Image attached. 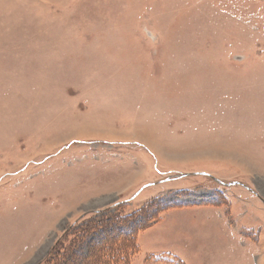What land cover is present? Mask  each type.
<instances>
[{
    "label": "rangeland",
    "instance_id": "obj_1",
    "mask_svg": "<svg viewBox=\"0 0 264 264\" xmlns=\"http://www.w3.org/2000/svg\"><path fill=\"white\" fill-rule=\"evenodd\" d=\"M154 199L122 264H264V0H0V264Z\"/></svg>",
    "mask_w": 264,
    "mask_h": 264
},
{
    "label": "trees",
    "instance_id": "obj_2",
    "mask_svg": "<svg viewBox=\"0 0 264 264\" xmlns=\"http://www.w3.org/2000/svg\"><path fill=\"white\" fill-rule=\"evenodd\" d=\"M158 203H160V202H158L157 199H154V200L150 201L142 209H140V210H138L132 214L122 215L121 213L118 212L117 215H113V216L111 215L109 218H106L107 219L106 222L112 221L115 223V231L108 235L110 238L111 237L113 238L116 235V232H118V231L119 232L120 231H127L126 228H123L121 222H119L120 220L125 221V222L131 221V223H134V221H135V226L134 225L130 226V227H132L130 235H126L127 237L125 236L126 238H130L132 240V244H125L123 242H120V240L116 243V241L114 240L116 238V236H115L113 241L111 242V244L108 245L105 250H104V247L101 248L98 246H96V247L93 246L89 249L90 254H91V258L93 261L91 264H122V259H124L123 261L125 262L127 257H130L133 253H135L137 251V248H138L137 235L140 233V231H142V230H144L150 226L151 220L153 221V219L156 218V215H157V218L159 219L161 217V216H159L161 211H164L166 209V207L159 208ZM118 205L119 204H116L117 208L119 207ZM155 207H158L159 209L153 210V208H155ZM149 212H150V215H151V213H153V214L151 216H149L148 215ZM143 214H146V216ZM140 216H143V217L145 216L144 222L140 220ZM89 221L93 225L95 218L94 219L92 218ZM92 225L90 227H92ZM86 230H83V232L80 235L82 236ZM109 230H107V231H109ZM130 239H128L127 243L130 242ZM102 249L104 250V251H102L103 253H101V251H100ZM93 258H94V260H93ZM178 262H180V261L178 260Z\"/></svg>",
    "mask_w": 264,
    "mask_h": 264
}]
</instances>
